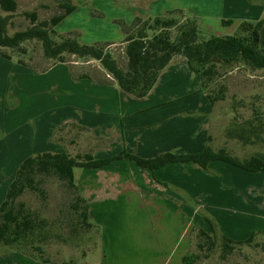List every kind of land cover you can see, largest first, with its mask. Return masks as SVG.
I'll list each match as a JSON object with an SVG mask.
<instances>
[{"label": "crops", "instance_id": "obj_1", "mask_svg": "<svg viewBox=\"0 0 264 264\" xmlns=\"http://www.w3.org/2000/svg\"><path fill=\"white\" fill-rule=\"evenodd\" d=\"M172 7L194 15L198 28L208 35H218L215 31L222 28L231 32L243 20H264V0H93L89 12L75 8L54 28H62L58 31L62 35L74 34L81 43H114L119 37L123 41L124 29L135 18L161 16ZM94 17L99 21H90ZM72 69L67 62H55L42 72L24 73L22 87L48 77L55 79L49 83L54 90L74 74ZM101 71L92 69L83 72L89 78H80V73L68 79V95L62 102L67 115L62 114L55 127H45L44 144H40L44 151L107 157L124 150L150 158L164 152H198L208 144L211 103L200 76L181 56L172 58L142 98L124 92ZM60 99L57 95L54 103ZM154 123L159 124L144 129ZM43 124L40 121L35 127L41 129ZM89 143L97 148L92 151ZM230 166L212 160L205 169L193 163H168L149 170L122 158L100 168H81L77 173L73 169L77 194L85 200L88 220L98 230L101 252L96 263L183 264L182 257L194 249V230L210 232L207 220H213L215 203L231 197V191L219 186L220 173L223 177L236 174L244 185L254 183V177L264 179V171ZM202 210L205 214L198 215ZM236 221L225 223L226 230L222 223L214 230L229 238L248 235L250 223ZM124 226L134 229L129 233ZM260 226L264 234V223ZM0 264L47 263L7 252L0 256Z\"/></svg>", "mask_w": 264, "mask_h": 264}, {"label": "rangeland", "instance_id": "obj_2", "mask_svg": "<svg viewBox=\"0 0 264 264\" xmlns=\"http://www.w3.org/2000/svg\"><path fill=\"white\" fill-rule=\"evenodd\" d=\"M92 1L72 0V3L77 9H86L87 13ZM123 1L129 3L130 0ZM63 2L64 0H16L17 8L10 14L8 33L12 34L31 25L30 18L25 16L26 12L36 13L35 22L48 20L53 15L61 14ZM170 10L182 9L172 7L167 11ZM183 12L186 13V11ZM175 16L178 17V14ZM105 20L110 21L109 18ZM90 21L95 22L99 19L94 17ZM128 28L126 26L125 30L128 31ZM61 30L62 28L57 26V32ZM228 30L230 29L222 28L215 31V34H233L236 29L231 32ZM79 36L82 34L79 33ZM121 39L119 37L116 42L104 43L102 46L105 51L113 55L122 68H125L126 42ZM0 50L10 55V58H7L0 53L1 203L19 163L28 155L46 150L41 147L44 144L45 127H55V123L61 119L60 116L67 115V105L62 102H65L68 95L69 80L75 79L74 74L78 75L92 69L108 72L96 59L79 58L76 55L64 53L65 62L74 69V74L70 73L69 80H61L60 86L53 90L51 85L49 87V83L55 82V79L41 77L37 78V82L35 80L28 82V77H25L24 81L28 84L22 87L24 73L42 72L57 61L44 56L41 43L36 39L22 42L17 49L0 47ZM178 56L175 55L173 59ZM216 66V75L203 87L206 95L221 97L211 105L209 144L214 149L224 147L238 158L247 157L256 152L264 153V68L250 69L240 61ZM57 73L58 70L55 76ZM108 76L112 77L109 73ZM57 95L61 96V99L55 104L54 99ZM40 121L44 123L41 129L39 126L35 127V124H39ZM158 124L148 125L144 129ZM34 135L36 140L33 143ZM74 143L71 142L72 145ZM89 146L92 151L97 148L91 143ZM98 154L96 158L106 157L101 155L102 153ZM78 170L81 168H74L76 173ZM37 178L41 179L40 186L46 190L45 198L42 199L34 191L26 190L18 200L25 202L27 207L35 211L37 217L45 222L42 229L33 235L32 242L23 246L21 252L40 262L46 261L47 264H97L96 261L99 260L101 252L98 230L96 226L86 227L81 223L78 219L80 210L75 211L71 207L77 191L67 187L55 175L39 174ZM254 179V183L250 181L244 185L238 175L223 177L220 173L219 186L226 191H231V197L229 200H219L215 203L217 209L211 214L213 220H207L209 224L207 225L210 226L208 230H213L217 236L216 246L207 249L204 245L203 249L199 250V257L194 264H264V234L260 226L264 223V179L258 177ZM205 212L206 210H202L198 215H203ZM232 219L235 222H237L236 219H240L250 223V233L243 235L242 238H235L244 240L251 234L253 238L250 242L235 244L231 251L224 252L220 247L221 234L216 233L214 229L219 225L221 227L222 223L224 224L222 228L226 230L225 223ZM124 229L130 233V229L134 227L124 226ZM198 229L200 228L194 230V235ZM234 235L239 236L240 233ZM235 238L231 239L238 240ZM7 252L22 254L15 249V246L0 245V256Z\"/></svg>", "mask_w": 264, "mask_h": 264}, {"label": "trees", "instance_id": "obj_3", "mask_svg": "<svg viewBox=\"0 0 264 264\" xmlns=\"http://www.w3.org/2000/svg\"><path fill=\"white\" fill-rule=\"evenodd\" d=\"M61 7V14L38 22H35V12H26L25 16L30 18L31 25L9 34L10 14L15 12L17 3L16 0H0V47L17 49L22 42L36 39L41 43L44 56L57 62H65L64 53L79 58L96 59L111 74L121 90L136 98H142L152 89L161 70L175 55L181 56L187 66L198 73L202 89L216 75L217 64L240 61L250 69L264 68L263 19L243 20L236 26L233 34L208 35L198 28L194 15H186L182 10H170L164 15L145 19L135 18L128 31L124 29L126 65L122 68L113 55L104 50V43L85 44L74 35L59 34L54 28L55 25L76 8L71 0H64ZM175 14H178V17ZM0 53L10 58L9 54L1 50ZM79 76L88 75L83 73ZM207 97L211 105L221 98L211 94ZM209 139L210 135L207 137L208 144L198 152H164L150 158L124 150L103 158H96L89 152L70 154L52 151H41L26 156L16 168L0 203V245L15 246V249L21 252L23 246L32 242L33 235L42 229L45 221L38 218L36 212L28 208L25 202L18 200L26 190L34 191L42 199L45 198L46 190L40 186L41 179L37 178L39 174L55 175L67 187L77 191L73 173L75 167L100 168L122 158L149 170L161 168L168 163H193L205 169L210 161L219 160L247 172L264 171V153L256 152L238 158L224 147L214 149L209 144ZM75 197L71 207L75 211L80 210V222L86 227L95 226L88 220L85 200L78 196L77 192ZM194 236V249L182 257L183 264H194L199 257V250H202L204 245L207 249L216 246L217 236L213 230L207 232L198 229ZM252 238L253 234L244 240H233L221 233L220 247L222 251L229 252L235 244L250 242Z\"/></svg>", "mask_w": 264, "mask_h": 264}]
</instances>
